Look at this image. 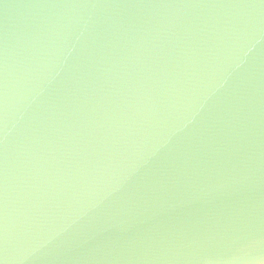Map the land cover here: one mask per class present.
<instances>
[{
	"label": "water",
	"instance_id": "water-1",
	"mask_svg": "<svg viewBox=\"0 0 264 264\" xmlns=\"http://www.w3.org/2000/svg\"><path fill=\"white\" fill-rule=\"evenodd\" d=\"M0 264H264V0H0Z\"/></svg>",
	"mask_w": 264,
	"mask_h": 264
}]
</instances>
